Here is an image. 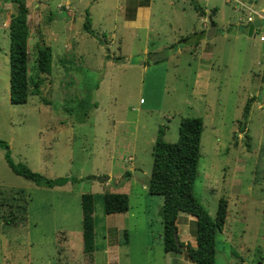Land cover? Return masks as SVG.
<instances>
[{
    "label": "rangeland",
    "instance_id": "1",
    "mask_svg": "<svg viewBox=\"0 0 264 264\" xmlns=\"http://www.w3.org/2000/svg\"><path fill=\"white\" fill-rule=\"evenodd\" d=\"M25 1L29 95L14 104L8 100L7 35L13 5L0 0V140L13 163L49 178L77 180L36 185L9 168L0 147V199L16 189L26 196L22 222L0 220V264L90 263L81 241L84 192L94 196L95 240L107 225L103 192L126 193L127 234L119 237L129 241L120 264H167L161 197L148 194L141 182L150 174L158 130L164 141L174 142L182 116L202 120L193 196L210 217L219 198L227 202L224 226L215 236V264H259L264 256V41L258 35L264 34V19L253 35L246 34L247 13L254 14L244 6L248 0H68L73 22L55 7L64 0ZM136 2L150 3L149 29L124 23ZM261 5L264 0H253L254 8ZM198 9L213 13L212 35ZM85 12L90 32L82 27ZM40 38L50 47L51 68L35 87ZM128 155L138 173L128 189L117 188L115 179L120 186L129 178L122 177L129 170ZM189 217L177 215L179 241L193 235Z\"/></svg>",
    "mask_w": 264,
    "mask_h": 264
},
{
    "label": "trees",
    "instance_id": "2",
    "mask_svg": "<svg viewBox=\"0 0 264 264\" xmlns=\"http://www.w3.org/2000/svg\"><path fill=\"white\" fill-rule=\"evenodd\" d=\"M6 1L13 5V11L9 15L7 23L8 100L10 103L21 104L26 101L29 95L26 65V39L28 35L26 15L28 8L25 0ZM212 11L215 10L212 9ZM198 12L200 13L201 10L198 9ZM85 13L82 27L86 32H90V20L87 12ZM34 63L37 75V80L34 82L36 87L42 82L43 76L49 74L51 68V50L41 38L36 44ZM92 106H96V103H92ZM201 128L202 120L200 117L182 116L179 119L174 142L164 141L161 138L162 130H158V135L151 148L150 174L145 182V190L148 194L161 197L158 211L162 225L160 236L162 250L183 251L189 261L188 264H215V236L221 232L224 226L227 202L224 198H219L214 215L210 217L192 194L199 157ZM0 147L4 150L3 157L9 168L15 174L36 185L53 187L62 185L68 180L71 182L77 180L70 176L49 178L30 170L24 163H13L9 156L7 143L0 140ZM128 175L129 172L124 171L122 177ZM101 197L102 210L105 214L126 211L128 198L125 193L103 192ZM25 199L26 196L22 189L12 190L8 198L0 199V220L3 224L16 225L24 220ZM93 200L94 196L89 192L81 193L79 196L82 251L88 257L94 248ZM179 212H185L194 217V246L189 243L184 244L177 237L178 245L175 243L176 218ZM181 245H184L182 250ZM260 262L264 264V256Z\"/></svg>",
    "mask_w": 264,
    "mask_h": 264
},
{
    "label": "crops",
    "instance_id": "3",
    "mask_svg": "<svg viewBox=\"0 0 264 264\" xmlns=\"http://www.w3.org/2000/svg\"><path fill=\"white\" fill-rule=\"evenodd\" d=\"M254 1H256V0H254ZM25 3L27 5L28 13H29V11H30L29 10L30 9L29 4L26 1H25ZM167 5L170 6L172 4L169 3ZM252 5H253V0H248L247 4L244 6H245V8L250 9L261 20L264 19V14H262L260 12V11H264V6L261 5L258 9H256ZM33 6L34 7H38V6L40 7V5L38 3H34ZM55 7L58 8L59 11H61V12L64 11L66 13V15H68V18L70 19L69 22H73L74 13L72 12L70 5L68 4V0H64L63 4H60V3L56 4ZM170 10L174 14V12H175L174 7L171 8ZM28 13H27V15H28ZM172 13L169 15L172 16L173 15ZM248 14L251 15V13H247V15ZM27 15H26V24H27ZM253 15H251V16H253ZM198 16L202 20L205 17H207V14L201 10L200 13L198 12ZM150 18H151L150 3L148 2L146 4H141V3L136 2V4H134L132 6L131 14L125 17L124 23H125V25L130 26V27H136V28L144 27L146 29H149L150 28V24H149ZM170 21H171L170 18H166L165 23H167L168 28L171 27ZM174 24H177L179 27L178 22H175ZM27 26H28V24H27ZM253 31H254V29H253ZM28 34H29V30H28ZM260 35L264 36V34L261 33L258 35V37ZM102 39L104 40V42H107V40H108L107 37L103 36V35H102ZM259 41H264V40H259ZM146 50L147 49L144 48L142 53L143 54L146 53ZM155 50L157 51V49H155ZM107 57H108V55H106V58ZM260 79L261 80L264 79V72H262V76L260 77ZM132 159L133 158L131 157V155H128L126 157V162H125L126 163L125 169H129L128 171L130 172L128 175L129 178L123 180L121 182L120 186H118L119 180H117V179L114 180L113 184L117 188L118 187H121V188L125 187V189H128L129 186H131L130 180L132 178H136V174L138 173V171H137V173L132 172V171H135V169H137V166H134V164L131 162ZM141 188L145 189V182H141ZM125 213H126V211L113 212V213L106 214L107 225L102 229V236L100 238L98 237L97 240H95L94 239L95 237L93 236L94 248L90 254V257H88L82 251L84 256H86L87 258H89L91 260L90 263H88V264H97V263H99V264H120L121 257L125 255V252L122 251V250H124L123 246H126L127 242L129 241V238L127 236L125 238H123V241L119 237L121 232H124L125 235L127 234V228L124 225L123 219H122V215ZM189 218L191 221L194 220V217H189ZM176 233H177V229H176ZM176 237H177V234H176ZM94 240L96 242H94ZM181 242H183L184 244L189 243L191 246H194V244H195L193 235L192 236L189 235V237L187 239L182 240ZM163 252H165L164 257L166 258L167 264H188L189 263L188 259L184 255L183 251H163ZM261 259L259 260V264H261V262H260Z\"/></svg>",
    "mask_w": 264,
    "mask_h": 264
},
{
    "label": "water",
    "instance_id": "4",
    "mask_svg": "<svg viewBox=\"0 0 264 264\" xmlns=\"http://www.w3.org/2000/svg\"><path fill=\"white\" fill-rule=\"evenodd\" d=\"M212 15H213V13L210 12L209 15H207V17H206L207 22H208L207 35H212V33L214 32V23H213L212 18H211ZM260 23H261V19L254 14L252 16V20L250 22H248L246 25V34L248 36L253 35V29L260 26ZM174 239H175L176 245H178V241L176 239V234H174ZM180 248L183 249L184 245H181Z\"/></svg>",
    "mask_w": 264,
    "mask_h": 264
},
{
    "label": "built area",
    "instance_id": "5",
    "mask_svg": "<svg viewBox=\"0 0 264 264\" xmlns=\"http://www.w3.org/2000/svg\"><path fill=\"white\" fill-rule=\"evenodd\" d=\"M251 20H252V16H251L250 14H248V15L246 16V19H245L246 24H247L248 22H250ZM258 39H259V40H264V36H263V35H260V36L258 37Z\"/></svg>",
    "mask_w": 264,
    "mask_h": 264
},
{
    "label": "flooded vegetation",
    "instance_id": "6",
    "mask_svg": "<svg viewBox=\"0 0 264 264\" xmlns=\"http://www.w3.org/2000/svg\"><path fill=\"white\" fill-rule=\"evenodd\" d=\"M209 15V14H208Z\"/></svg>",
    "mask_w": 264,
    "mask_h": 264
}]
</instances>
